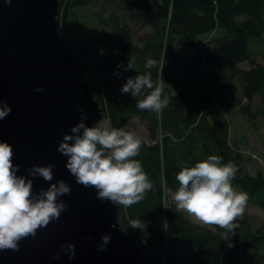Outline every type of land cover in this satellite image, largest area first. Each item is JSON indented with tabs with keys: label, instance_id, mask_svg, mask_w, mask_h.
Masks as SVG:
<instances>
[{
	"label": "trees",
	"instance_id": "trees-1",
	"mask_svg": "<svg viewBox=\"0 0 264 264\" xmlns=\"http://www.w3.org/2000/svg\"><path fill=\"white\" fill-rule=\"evenodd\" d=\"M86 6L94 8L96 24L107 30L68 40L65 33L82 26L71 21L73 10ZM139 22L153 30L137 36L134 24ZM58 25L109 126L124 128L139 117L149 131L150 140L140 138L134 159L153 188L137 204L118 205L119 225L141 246L142 264H264L261 259L244 263L260 248L264 259V224L254 229L248 216L238 217L230 247L219 226H204L168 201L169 192L179 187L177 173L213 154L238 166L232 184L248 199L264 189V174L252 175L247 157L231 142L227 116L237 106L251 119L264 116V63L253 59L252 46L264 44V0H60ZM216 29L224 36L206 42L204 35ZM174 43L194 48V57L183 59L169 51ZM132 58L135 69L124 71ZM148 59L156 60L158 68L145 69ZM244 62L250 67L241 68ZM149 71L154 82L165 81V93L169 85L176 93L160 114L138 109L136 99L121 92L128 77ZM238 79L242 94L236 90ZM256 96L260 100L254 109ZM133 219H141L144 228L130 227ZM181 244L193 249L187 257L172 250ZM156 248H166L165 255L155 256Z\"/></svg>",
	"mask_w": 264,
	"mask_h": 264
},
{
	"label": "water",
	"instance_id": "water-1",
	"mask_svg": "<svg viewBox=\"0 0 264 264\" xmlns=\"http://www.w3.org/2000/svg\"><path fill=\"white\" fill-rule=\"evenodd\" d=\"M59 7L60 0H0V101L11 107L0 119V142L11 145L16 174L33 179L34 195L60 180L71 187L59 197L67 204L60 218L21 239L18 250H0V264H142L141 246L119 225V206L78 184L58 151L81 121L80 109L87 127L103 118L83 66L60 34ZM38 86L45 91L36 92ZM48 164L52 181L29 177L33 165ZM106 234L110 241L101 251ZM68 244L75 246L73 258L61 248Z\"/></svg>",
	"mask_w": 264,
	"mask_h": 264
},
{
	"label": "clouds",
	"instance_id": "clouds-1",
	"mask_svg": "<svg viewBox=\"0 0 264 264\" xmlns=\"http://www.w3.org/2000/svg\"><path fill=\"white\" fill-rule=\"evenodd\" d=\"M5 2L10 4L11 0ZM144 68H158V63L148 59ZM129 69H135L134 58L129 59L124 67V71ZM35 91L44 92L45 88L38 86ZM121 92L130 93L136 99L138 109L157 114L176 94L170 85L169 92L165 93V81L158 79L154 82L150 71L128 77ZM10 112L7 101H0V119L6 118ZM80 112L81 121L72 127V134L63 135L58 145V151L68 157L67 169L78 184L94 187L100 200H110L125 207L139 203L153 188L141 162L134 159L139 155L141 139L131 131L107 124L87 127L84 123L87 116L83 109ZM12 155L11 145L0 142V250H18L21 239L35 237L38 229L58 220L67 208L59 197L71 192L70 185L60 180L34 195L33 179L16 174L19 166L13 165ZM222 160L221 156L213 154L197 161L194 166L183 167L176 176L179 187L174 201L179 210L197 221L223 229L221 239L228 241L231 247V236L239 227L235 221L243 216L248 195L232 184L238 166ZM53 168L52 164L33 165L28 174L32 178L52 181ZM129 226L142 229L145 225L141 219H133ZM109 241L110 235H104L99 250H104ZM65 247L69 258H73L75 246H61L62 249Z\"/></svg>",
	"mask_w": 264,
	"mask_h": 264
},
{
	"label": "rangeland",
	"instance_id": "rangeland-1",
	"mask_svg": "<svg viewBox=\"0 0 264 264\" xmlns=\"http://www.w3.org/2000/svg\"><path fill=\"white\" fill-rule=\"evenodd\" d=\"M93 10L94 8L91 6L74 9L71 14V21L74 23H81L82 26L72 31L66 32L65 38H67L68 40L69 38L76 39L85 35L106 31V27L98 26L96 24L94 16L92 14ZM152 30L153 26L150 24H142V22L134 24V31L137 36L150 32ZM223 36V30L216 29L211 33L205 34L203 39L206 42L212 44L215 41L220 40ZM252 46L255 52V54L253 55V59L258 62L264 63V44L253 42ZM169 51L175 52L183 59H191L192 57H194L196 52L194 48H183L175 43L171 46ZM240 67L249 68L250 63H241ZM236 90L239 94L243 93V82L240 79L236 81ZM243 100L244 103L247 102L246 99ZM259 100L260 96H256L254 98V109L257 108ZM227 116L230 121L231 142L247 157L251 174L256 175L259 171L264 174V116L257 115L255 118L251 119L249 116L242 113L239 106L230 109L227 112ZM98 123L109 125V121L107 118H101ZM124 130L133 132L138 138H142L147 141L150 140L149 131L139 117H134L127 121ZM235 188L238 191H243L241 187ZM174 194L175 193L169 192L168 201L176 204V202L174 201ZM183 212L192 220L197 221L195 217L190 216L185 211ZM245 215L248 216L250 223L254 229H257L259 226L264 224V189L258 192L253 198L248 199L243 216ZM203 225L212 227V225ZM172 250L182 256L187 257L193 249L188 244H181L175 246ZM165 253L166 248H156L153 250V254L155 256H164ZM262 254L263 249H257L256 251L251 253V255L248 257V260L244 263H249L255 259L264 260L261 257Z\"/></svg>",
	"mask_w": 264,
	"mask_h": 264
},
{
	"label": "crops",
	"instance_id": "crops-1",
	"mask_svg": "<svg viewBox=\"0 0 264 264\" xmlns=\"http://www.w3.org/2000/svg\"><path fill=\"white\" fill-rule=\"evenodd\" d=\"M197 222V221H196ZM200 223V222H199Z\"/></svg>",
	"mask_w": 264,
	"mask_h": 264
}]
</instances>
